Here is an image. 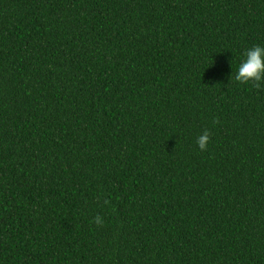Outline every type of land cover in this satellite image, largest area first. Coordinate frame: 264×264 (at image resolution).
<instances>
[{
	"label": "trees",
	"instance_id": "1",
	"mask_svg": "<svg viewBox=\"0 0 264 264\" xmlns=\"http://www.w3.org/2000/svg\"><path fill=\"white\" fill-rule=\"evenodd\" d=\"M256 44L264 0H0V264H264Z\"/></svg>",
	"mask_w": 264,
	"mask_h": 264
},
{
	"label": "clouds",
	"instance_id": "2",
	"mask_svg": "<svg viewBox=\"0 0 264 264\" xmlns=\"http://www.w3.org/2000/svg\"><path fill=\"white\" fill-rule=\"evenodd\" d=\"M232 82L242 84L254 82L257 87H260L261 82H264V45L256 44L243 52L240 62L235 67V75L230 76L229 84ZM209 140L210 134L206 130L197 138L199 148L206 149ZM96 222L101 223L102 221L97 217Z\"/></svg>",
	"mask_w": 264,
	"mask_h": 264
}]
</instances>
